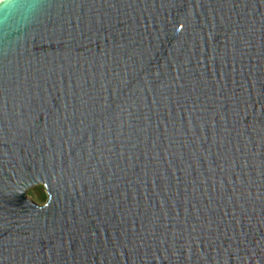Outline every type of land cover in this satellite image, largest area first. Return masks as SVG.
Instances as JSON below:
<instances>
[{"label": "water", "instance_id": "95a60500", "mask_svg": "<svg viewBox=\"0 0 264 264\" xmlns=\"http://www.w3.org/2000/svg\"><path fill=\"white\" fill-rule=\"evenodd\" d=\"M11 2L0 264H264V0Z\"/></svg>", "mask_w": 264, "mask_h": 264}, {"label": "clouds", "instance_id": "9594fccd", "mask_svg": "<svg viewBox=\"0 0 264 264\" xmlns=\"http://www.w3.org/2000/svg\"><path fill=\"white\" fill-rule=\"evenodd\" d=\"M16 10V5L11 0H0V16L11 14Z\"/></svg>", "mask_w": 264, "mask_h": 264}, {"label": "rangeland", "instance_id": "374dc122", "mask_svg": "<svg viewBox=\"0 0 264 264\" xmlns=\"http://www.w3.org/2000/svg\"><path fill=\"white\" fill-rule=\"evenodd\" d=\"M42 187V186H41ZM43 188V187H42ZM43 193H44V196L41 197V195L37 192V190L35 189V187L29 189L27 191V194L30 196V198L37 204H42L45 199H46V195H45V190L43 188Z\"/></svg>", "mask_w": 264, "mask_h": 264}, {"label": "trees", "instance_id": "16d2710c", "mask_svg": "<svg viewBox=\"0 0 264 264\" xmlns=\"http://www.w3.org/2000/svg\"><path fill=\"white\" fill-rule=\"evenodd\" d=\"M35 189H36L37 192L41 195V197L44 196L43 188H42L41 186H35Z\"/></svg>", "mask_w": 264, "mask_h": 264}]
</instances>
